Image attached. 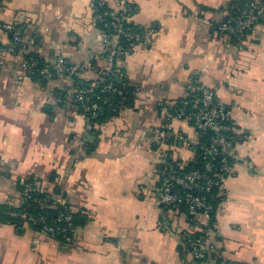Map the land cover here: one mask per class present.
<instances>
[{
  "label": "crops",
  "instance_id": "1",
  "mask_svg": "<svg viewBox=\"0 0 264 264\" xmlns=\"http://www.w3.org/2000/svg\"><path fill=\"white\" fill-rule=\"evenodd\" d=\"M97 1L0 0V22L18 26L40 67H65L43 80L35 68L21 69L19 50L0 52V206L22 207L24 180L38 208L57 213L63 199L74 216L64 240L9 214L17 221L0 222V264H216L219 256L264 264V24L239 48L215 27L241 0H130L127 23L150 35L116 58L115 82L130 90L131 104L88 128L72 91L76 79L98 80L106 62ZM10 44L0 30V50ZM189 78L214 91L241 136L209 220L161 212L154 195L161 152L184 167L194 159L185 142L197 135L188 122H171L172 143L159 147L155 133L164 123L160 105L182 104ZM184 231L205 242L204 260L187 252Z\"/></svg>",
  "mask_w": 264,
  "mask_h": 264
},
{
  "label": "built area",
  "instance_id": "2",
  "mask_svg": "<svg viewBox=\"0 0 264 264\" xmlns=\"http://www.w3.org/2000/svg\"><path fill=\"white\" fill-rule=\"evenodd\" d=\"M119 7L116 10L107 8L100 13L98 8L103 5L101 0L92 4L94 20L102 24V38L104 47L102 54H106V62L99 73V79L92 82H84L76 79L72 91L73 100L87 111L88 128L99 117L108 112H115L114 104L122 105L125 100V88L119 87L115 78L121 76L116 72V58L129 55L138 44L144 40L150 42V35H141L135 31L123 28L132 15L133 7L130 0H118ZM264 24V0H250L242 4L235 14L217 24L215 32L222 38L233 42L239 48L244 40L255 28ZM0 30L10 34L11 44L0 52H22L21 69L31 72L35 68L43 80L50 79L54 74L63 71L64 64L47 66L37 69L39 61L29 55L21 32L15 24L0 22ZM124 41L126 46L121 43ZM76 72L77 68H70ZM188 88L197 93L196 99L191 103L184 101L179 105H160V113L163 116L161 130H156V145L159 147L172 143L176 137L171 131V122L183 120L188 122L195 130L197 140L187 141L185 145L194 153L193 162L199 167L186 168L169 160L165 152L159 156V164L162 169L158 172V178L154 187L156 204L161 212H179L184 208V213L193 221L208 219L213 210L212 201L218 197L223 189L224 180L231 176L238 159L237 146L241 136L231 118V113L225 104L218 101L214 91L189 78ZM178 137H176L177 139ZM198 154V157H197ZM23 189L21 198L24 206L28 200L33 199L36 189L32 183L21 181ZM57 215L55 219H49L46 215L34 216L23 212L20 214L10 212L11 216H21L31 226L38 227L41 232L61 236L68 240L74 229V216L69 210L65 200L57 202ZM181 233L183 246L187 252L197 260L205 258V244L201 238H191L190 231ZM206 247V246H205ZM208 248L211 249V246ZM218 264H232L224 257L219 256Z\"/></svg>",
  "mask_w": 264,
  "mask_h": 264
},
{
  "label": "trees",
  "instance_id": "3",
  "mask_svg": "<svg viewBox=\"0 0 264 264\" xmlns=\"http://www.w3.org/2000/svg\"><path fill=\"white\" fill-rule=\"evenodd\" d=\"M245 2H247V0H241V1H239L238 3H237V5L235 6L236 8H235V10L233 11V13H232V15H234L235 14V11L237 10V8H239L242 4H244ZM105 11H107V7L106 6H104V5H102V6H100L99 8H98V12H100V13H103V12H105ZM231 15V16H232ZM97 25H98V27L100 28V29H102V24L101 23H97ZM123 28L125 29V30H128V31H135L136 33H140L139 31H137L136 29H132L130 26H129V24L128 23H123ZM123 46H126V43H124V41L121 43ZM37 69H40L41 67H40V63H39V65L36 67ZM36 70V69H35ZM36 76H38L37 74H36ZM39 77V76H38ZM117 84V83H116ZM118 86L119 87H122L120 84H118ZM124 88V87H123ZM126 92H125V100H124V103H123V105H130L131 104V101H130V99H132V95H130V90H128V89H124ZM196 96H197V93H195V92H190L189 91V94H188V98H186V99H184L185 101H187V102H189V103H191L194 99H196ZM183 100V101H184ZM179 104H181V102H177V104L176 105H179ZM114 106H115V108H117L118 109V107H119V105L116 103V104H114ZM117 109L115 110V112H108L107 114H105V115H103V116H101V117H99L97 120H95V121H97V122H101V121H104L105 119H107V118H110L111 116H114V115H116L117 114ZM197 157H198V154H197ZM197 162L199 163V161H197L196 160V162H191L188 166H186V168H191V167H196V166H198L199 167V164H197ZM218 201H219V197H217V198H215V199H213V201H212V205H213V210H212V212L210 213V215L212 216L213 214H214V211H215V209H216V206H217V204H218ZM180 211H184V208H182V209H180ZM10 212H15V213H19V214H21V213H23V212H27V213H30V214H32V215H34V216H40V215H46L49 219H55L56 218V215H57V213H56V211L55 212H47V211H43L42 209H40V208H38V205L36 204V203H34L33 202V200H28L27 202H26V204L24 205V206H22V207H19V208H15V207H12V206H0V222L1 223H11V224H13V223H15L17 220H15V219H13V218H11V217H9V213ZM45 212V213H44ZM47 212V213H46ZM190 237L191 238H199V235H196L195 233H191L190 234ZM210 256L211 257H214V255H213V253L212 254H210ZM204 260V259H203ZM216 264H218L219 263V259H217L216 258V262H215ZM232 264H236V263H232Z\"/></svg>",
  "mask_w": 264,
  "mask_h": 264
}]
</instances>
